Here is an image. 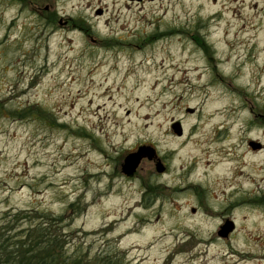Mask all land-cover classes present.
Listing matches in <instances>:
<instances>
[{
  "label": "rangeland",
  "instance_id": "1",
  "mask_svg": "<svg viewBox=\"0 0 264 264\" xmlns=\"http://www.w3.org/2000/svg\"><path fill=\"white\" fill-rule=\"evenodd\" d=\"M77 4L0 0V227L63 215L69 252L118 264L264 254V183L238 174L241 162L264 163V0ZM198 61L204 75L189 71ZM141 144L166 170L144 159L127 179L119 163ZM237 150L241 162L219 170L217 158ZM175 152L209 163L175 175ZM215 215L235 223L231 255L203 233Z\"/></svg>",
  "mask_w": 264,
  "mask_h": 264
},
{
  "label": "trees",
  "instance_id": "2",
  "mask_svg": "<svg viewBox=\"0 0 264 264\" xmlns=\"http://www.w3.org/2000/svg\"><path fill=\"white\" fill-rule=\"evenodd\" d=\"M15 214V222L24 218ZM35 217L26 227L13 225L10 219L0 227V264H118L108 255L89 257L81 251L69 252L70 234L63 232V215L42 213Z\"/></svg>",
  "mask_w": 264,
  "mask_h": 264
},
{
  "label": "bare ground",
  "instance_id": "3",
  "mask_svg": "<svg viewBox=\"0 0 264 264\" xmlns=\"http://www.w3.org/2000/svg\"><path fill=\"white\" fill-rule=\"evenodd\" d=\"M177 1V0H175ZM70 2H74L75 5L78 6L77 4V0H70ZM177 5V4H176ZM236 8L238 7V5L235 6ZM226 8H229V4H227L226 2ZM171 13L172 10L170 11ZM181 16H177L176 18H178L180 20V17H182V13L180 12ZM173 15V14H172ZM130 31V30H129ZM179 34L175 33L174 34V38L176 40H178L179 38L177 37ZM173 36V34L169 35L168 37ZM226 52V51H225ZM228 57H225L224 61H227ZM201 61H198L197 63L194 64V66L189 69L190 72L192 71H198L199 75H204L205 71L201 66ZM233 63V61H231V64ZM149 68V67H148ZM156 85L159 84V82H155ZM233 92V90H231ZM234 93V92H233ZM235 96L234 94H231V98L233 99ZM223 100L226 102V100H228L227 95H223ZM232 111L235 112L234 109L231 110V116H232ZM236 116V115H235ZM222 129H226V127H222ZM216 139L214 138H204L202 139V144L205 145L206 143H210L212 149L214 148L215 144H216ZM208 158V157H206ZM218 162H217V168L219 170L225 169L231 162V164H237L241 162V156H240V151L238 152V150L236 152H231V158L229 157L228 154L221 156L220 158H217ZM231 159V160H230ZM206 161H202V159H194L191 162H188V160L186 159H181V157L178 155V152L174 153V162L175 165H177V167H173L172 168V174L175 175H179L185 171L191 170L192 168H195V171L197 172H201L203 164H208L209 163V158L208 160L205 159ZM243 165V170H241L240 172H238V174L240 173H246L247 170H249L250 174H246L247 175V179H245L244 181L249 183L250 185L256 184L258 180L262 181L264 183V163L263 162H257V163H245V162H241ZM246 170V171H245ZM239 174V175H240ZM224 181H228L227 176H224L218 180L217 184L219 183H223ZM233 182H237V179L233 178V175L231 176V184ZM255 214L259 215V212L257 210L254 211ZM261 239V244L264 245V236L263 237H259ZM243 264H264V254H257L255 252H247L246 257L243 261Z\"/></svg>",
  "mask_w": 264,
  "mask_h": 264
},
{
  "label": "flooded vegetation",
  "instance_id": "4",
  "mask_svg": "<svg viewBox=\"0 0 264 264\" xmlns=\"http://www.w3.org/2000/svg\"><path fill=\"white\" fill-rule=\"evenodd\" d=\"M261 148V143H260V147ZM259 148H254V149H259ZM145 158H143L141 160V162L144 160ZM148 162L152 163L153 165L156 164V162H160L161 165L164 167V170L162 172H157V173H163L166 170V164L165 162L159 158L156 154L155 158L152 160H148ZM141 162L139 163V165L141 164ZM119 165H121V162L119 163ZM138 165V167H139ZM137 167V169H138ZM155 168V167H154ZM137 169L135 170V172L133 173L132 176H126L127 179H135L137 177ZM156 171V170H155ZM191 212L194 213L195 212V208H191ZM209 219L207 222H203V224H205L206 229L204 230L206 233V235L208 237H210L211 239H215V240H219V241H228L229 242V248H230V255H231V235L234 233L235 231V223L231 220V215H215V216H208ZM231 225H232V229H231ZM203 230V229H201ZM188 235V233L184 234V236L186 237ZM184 244H187L188 241H184ZM192 248V247H191ZM190 248H188L189 250Z\"/></svg>",
  "mask_w": 264,
  "mask_h": 264
},
{
  "label": "water",
  "instance_id": "5",
  "mask_svg": "<svg viewBox=\"0 0 264 264\" xmlns=\"http://www.w3.org/2000/svg\"><path fill=\"white\" fill-rule=\"evenodd\" d=\"M186 111L192 113L193 109L187 108ZM171 128L176 135L180 136L182 134V127L178 121L172 122ZM248 144L253 149L260 147L259 142L249 141ZM155 156H156V151L153 146L148 144H141L137 146V148L134 151L129 152L124 156L123 162L121 164V171L123 174L127 176H132L143 158L152 160L155 158ZM155 170L156 172H162L164 170V167L161 165L159 161L156 162L155 164ZM231 229H232V225H231Z\"/></svg>",
  "mask_w": 264,
  "mask_h": 264
}]
</instances>
